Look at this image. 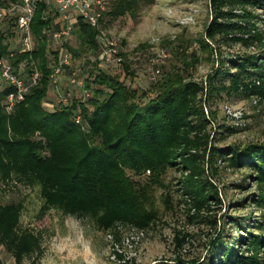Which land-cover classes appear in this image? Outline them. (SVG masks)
<instances>
[{"label":"trees","instance_id":"trees-1","mask_svg":"<svg viewBox=\"0 0 264 264\" xmlns=\"http://www.w3.org/2000/svg\"><path fill=\"white\" fill-rule=\"evenodd\" d=\"M9 1L15 0H0V5ZM142 2L153 0H109L105 8L97 6L98 26L104 17L134 13ZM210 6L212 17L198 42L205 48L209 45L206 39H211L253 46L254 50L227 56L219 53L206 84L171 72L148 95L128 86L117 74L90 69L83 78V85L90 89L88 96L83 97L81 91L69 94L68 102L49 107L43 100L52 85L49 73L57 58L56 48L50 46V31L62 23L55 5L36 2L29 22L35 40L30 50L11 49L7 30L0 29V57L15 67L24 62L27 73L33 61L39 71L37 81L10 110L4 99L13 86L3 81L0 87V181L37 185L43 200L41 212L54 207L65 214L90 217L98 228L115 235L120 226L145 229L152 223L156 210L151 181L160 182L170 167L180 171L178 188L193 210L192 216L210 210L211 203H221L210 174L221 158L229 166L249 170L247 177L256 190L243 200L257 205L261 212L230 220L237 234L223 239L225 234L219 232L210 241L207 258L186 261L176 256L175 260L264 264V141L213 144L207 130L210 119L204 111V95L222 91L264 98V0H210ZM4 19L15 24L14 18ZM98 26L76 16L71 33L77 46L66 43L72 55L85 49L99 51ZM146 170L149 173L140 178ZM237 186L247 187L243 183ZM22 208L20 201H0V244L14 264H24L23 258L32 253L35 264L42 251L40 234L20 226ZM168 263L165 259L155 262ZM0 264H4L1 256Z\"/></svg>","mask_w":264,"mask_h":264},{"label":"rangeland","instance_id":"rangeland-1","mask_svg":"<svg viewBox=\"0 0 264 264\" xmlns=\"http://www.w3.org/2000/svg\"><path fill=\"white\" fill-rule=\"evenodd\" d=\"M48 1L53 4V0ZM108 2L101 0L99 8H105ZM75 14L76 11L72 12ZM211 17L210 0H153L142 2L134 13L115 19L104 17L98 34L117 41L127 69L124 64L101 59L100 47L95 52L85 49L78 56L72 55L69 68L59 75L57 85H50L43 104L49 107L52 103L68 102L69 94H79L80 89L70 82L71 70L78 78H85L90 69L105 70L148 95L171 72L206 84L207 74L217 65L219 53L227 56L254 50L253 46L211 39H206L208 47L202 46L198 39L204 37ZM0 29L7 30L11 49L22 47V31L13 22L0 19ZM67 42L77 46L73 33ZM50 46L55 48V43L50 41ZM156 67L160 72L152 77ZM3 81L0 76V87ZM139 99L143 101L145 97ZM204 104L210 119L207 130L213 144L246 145L264 141V98L222 91L210 97L204 95ZM215 165L210 174L220 191L221 203H211L210 210H204L201 216H192L193 210L178 188L180 171L170 167L162 174L160 182L149 179L156 210L152 223L145 229L120 226L115 235L98 228L90 217L65 214L54 207L41 212L43 200L37 185L0 181V201L22 202L20 226L40 234L42 251L35 264H155L164 259L171 262L168 264H191L175 258L180 256L186 261L207 258L210 241L219 232L225 234L223 239L237 234L235 223H229L230 220L261 212L257 205L243 200L249 191L256 190L252 179L247 177L249 170L245 166H229L221 158ZM148 173L146 170L140 178ZM238 183L247 187L242 189ZM0 256L4 264H14L12 255L1 244ZM34 256L35 253L26 255L23 263L32 264Z\"/></svg>","mask_w":264,"mask_h":264},{"label":"built area","instance_id":"built-area-1","mask_svg":"<svg viewBox=\"0 0 264 264\" xmlns=\"http://www.w3.org/2000/svg\"><path fill=\"white\" fill-rule=\"evenodd\" d=\"M37 1L39 0H15L9 1L7 5H0V19L14 18L16 26L22 31V47L20 49L23 50H30L33 47L29 22ZM45 1L49 2L48 0ZM53 4L62 20L58 28L50 31V39L55 43L57 58L51 65L49 77L52 84L57 85L59 75L70 66L72 61V54L68 50L66 43L71 34L76 16L81 15L91 25L98 26L99 12L97 6H101V0H53ZM74 11H76L75 16L72 15ZM97 38L101 59L106 62L116 63L123 61V56L120 54L117 41L114 38H107L100 33ZM161 54L165 55L163 51ZM29 64L32 66V70L27 73L23 71L24 62H20L18 67H15L5 57H0V76L7 84L13 86V89L6 94L4 99L7 110H10L17 101L23 99L29 86L37 81L38 68L33 61H30ZM159 72L160 68L156 67L152 71V77ZM70 82L81 88L83 97L90 94V89L83 85V78H78L74 70L70 71ZM50 105L52 106L53 103ZM76 120H79V115H76Z\"/></svg>","mask_w":264,"mask_h":264},{"label":"crops","instance_id":"crops-1","mask_svg":"<svg viewBox=\"0 0 264 264\" xmlns=\"http://www.w3.org/2000/svg\"><path fill=\"white\" fill-rule=\"evenodd\" d=\"M80 91H81V89H80ZM48 102V101H47ZM50 102V101H49Z\"/></svg>","mask_w":264,"mask_h":264}]
</instances>
